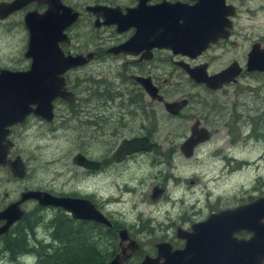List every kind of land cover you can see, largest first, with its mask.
<instances>
[{"label": "flooded vegetation", "instance_id": "flooded-vegetation-1", "mask_svg": "<svg viewBox=\"0 0 264 264\" xmlns=\"http://www.w3.org/2000/svg\"><path fill=\"white\" fill-rule=\"evenodd\" d=\"M58 1L60 3L56 11L58 22L54 21L57 23V31L54 30L52 34L47 35L51 42L49 45L51 52L38 48V74L42 79L49 81L61 80L63 83L61 91L64 96L57 95L51 99L49 119L28 113L22 122L3 127L5 132L0 133V160L3 162L0 163V169L14 182V186L12 195L7 192H4L3 196L0 194V210L10 203L19 201L20 195L30 190L44 191L57 197L87 200L110 223L108 226L91 220H82L100 226L102 232L98 238L105 243L108 242L107 230L110 235L113 234L112 240L116 249L111 250L113 252L109 260L119 251L117 231L124 229L126 235L135 241L137 248L123 263L138 264L144 256H155L159 245L170 252L183 249L185 239L181 235L190 231L192 224L204 221L209 214L230 210L256 197L264 196V188L254 189L250 194L230 202L209 205L202 213L186 218L180 215L176 221L167 222L157 221L155 217H151L145 221L155 222V225L144 226L140 221L137 228L133 224L125 226V222L113 219L105 209L109 203H115L118 199L112 194L115 192L113 189L109 195L102 196L94 190L91 192L87 189L56 191L46 186H27L24 182L29 172L30 161L27 154H24L25 149L18 144L17 138L21 133H27V128L33 125L42 129L44 134L54 135L56 137L54 141L57 140L59 144L62 137L60 130L67 128L71 131L69 136L72 137L71 143L68 144L73 147L67 162L74 169L73 174L78 173L80 178L90 179L92 176H107L111 171L121 169L127 172L136 168L139 173L145 169H155L150 174L145 188L140 191L143 194L147 193V199L154 209L161 200L169 201L174 207L176 204L172 203L174 198L170 197L171 193L181 190L182 178H186L175 174L174 171L171 172L168 167L161 171L160 165L172 162L176 157L175 150L184 160L203 157L197 156L196 153L201 151L202 147H206L213 137V132L222 127L229 135L227 147L232 146L235 135H238L236 123L239 117L235 114V102L228 101L230 100L228 91L241 79L264 75V70L246 69L247 55L252 46L256 44L258 49L264 47L263 35L250 36L238 25L244 12L241 7L248 0ZM47 8L46 0H30L0 18V23H5L8 30L20 27L23 42L21 57L24 61L20 66L0 64V69L9 71L29 69L31 59L24 56L28 44V27L24 17L32 11L41 14ZM246 8L252 11L249 7ZM247 13L249 14L248 11ZM72 14L74 18L59 28L61 16L67 19ZM33 15H29L27 23L38 20ZM187 28L201 36H205V32L220 35L213 41H208L197 53L183 51L186 46L183 40L187 38ZM237 46L244 47L241 59L236 58ZM55 63L62 67H51ZM233 66L235 73L229 72L227 81L222 82L219 87L210 88L203 82V78L229 70ZM35 106L30 105L32 108ZM259 108L260 106L251 107L252 110ZM245 120L248 127L246 137L254 136L257 139L258 134H251L250 128H260L264 125V113L248 116ZM164 127H170L180 133L167 132L162 136L160 130ZM191 129H204L207 138L195 144L190 155L185 156L181 151V144L191 134ZM135 138H144L148 144L153 143L154 146L148 150L126 153L120 159H115L118 145L124 140ZM177 139L179 140L176 141ZM164 145L173 146L175 150L169 148L163 155L160 151ZM92 146L99 147L97 153L93 152ZM76 154L96 163L95 167L93 164L89 168L77 165L74 161ZM210 155H219L226 161L230 158L219 148L211 150ZM260 156L262 157V154ZM59 157L58 155L57 159ZM142 162H146L147 165H141ZM9 163H12V166ZM171 167L174 168V165ZM18 169L21 170V175H14V171ZM138 178V182L133 180L123 182L121 187L117 186L118 192L132 193L137 189L136 186L140 188L144 180L140 174ZM193 182L194 179L186 180L190 187ZM210 189L211 185L202 188L209 193ZM179 200L177 206L182 211V197ZM27 203L32 204V210L26 209ZM18 207L22 210L20 217L9 224L5 233H0V259L4 255L7 256L2 252L3 240L12 241V238L22 236L25 243L38 247V243L50 242L51 229L46 224L51 218H55L58 213L71 218L69 213L61 208L38 205L34 199L21 200ZM47 211H52L53 214L41 223V216H47ZM30 220L32 222L34 220L32 228L22 229ZM262 221L264 223V217ZM4 223L5 221L0 219V226ZM42 224L47 227L45 228L47 233L41 231ZM155 229L160 231L155 232ZM132 231L141 235L146 233L152 237L147 248L134 238ZM14 233L19 236L14 237ZM231 236L238 240H247L250 234L238 230ZM201 237L208 240L199 245L201 264H231V258L226 253L230 250L229 244L216 243L220 239L219 236ZM102 253L108 254L107 246L103 247Z\"/></svg>", "mask_w": 264, "mask_h": 264}, {"label": "rangeland", "instance_id": "rangeland-1", "mask_svg": "<svg viewBox=\"0 0 264 264\" xmlns=\"http://www.w3.org/2000/svg\"><path fill=\"white\" fill-rule=\"evenodd\" d=\"M246 7H249L252 11L247 10ZM241 8L244 12L238 21L240 29L250 36L263 35L264 39V0H248ZM22 50L23 42L20 27L8 30L5 23H0V64L20 66L24 62L21 57ZM243 52L244 47L237 46L235 49L236 58L241 59ZM232 91H234V94H232ZM228 94L230 99L228 101L235 102V114L239 117L236 123V132L239 136L235 135L232 146L227 147L229 135L226 133V129L222 127L217 132H213V137H211L206 147H202L201 151L196 153L197 156H203L201 158L184 160V158H180L179 153L173 146L164 145L162 151H160L161 154L165 155L167 149H174L176 157L172 162L161 164L159 170L165 171L164 167H168L171 172L174 171L175 174L186 178H182V189L171 193L170 197L174 198L172 203L176 204L174 207L170 205L169 201L161 200L154 209V206L150 205L147 199V193H141L140 189L145 188L147 181L150 179V174L155 169H145L140 173L136 168H132L127 172H123L121 169L111 171L107 176H92L90 179H82L78 173L73 174L74 169L67 162L68 155L73 150V147L71 148L68 144L71 143L72 137L69 136L71 131L67 128L60 130L62 137L59 144L57 140L54 141L56 138L54 135L44 134L42 129L37 126L33 127V125L27 128V133H21L17 138L18 144L25 149L24 154H27L30 161L29 172L24 183L32 187L46 186L56 191H70L74 188L87 189L91 192L94 190L102 196L109 195L110 190L113 189L115 192L112 194L117 196L118 199L115 203H109L105 209L112 215L113 219L125 222V226L133 224L137 228L140 226V221L144 226L155 225V222L145 221L151 217L163 222L176 221L180 215L186 218L196 213H202L209 205L224 204L227 201L230 202L240 196L250 194L251 190L263 189L264 125H261L260 128H250L251 132L259 133H257V139L254 136L248 138L246 137V128L248 127L245 125V118L248 116L253 117L259 112L264 113V75H254L247 79H241L235 86L230 87ZM252 106H260V108L252 110ZM167 132L180 133L170 127H164L160 130L162 136ZM218 148L230 157L229 161L223 160L219 155H210L211 150L215 151ZM91 149L94 153H97L99 147L92 146ZM58 155L60 156L59 159H57ZM141 165L145 166L147 163L142 162ZM173 165L174 168L171 167ZM139 174L143 176L144 180L140 188L136 186L137 189L132 193L122 194L118 192L117 186L121 187L123 182L133 180L138 182ZM190 179H194L191 187L186 183V180ZM209 181L211 194L208 190H202V188L210 186ZM13 186L14 182L0 169V194L3 196L4 192H7L12 195ZM185 187L187 190L184 191L183 188ZM181 197L183 199L182 211L177 206ZM189 204L191 205L189 206ZM26 209L28 211L32 210V204L27 203ZM47 213V216H41V223L53 214L52 211H47ZM45 228L43 224L40 227L42 232L45 231ZM154 231L159 232L160 230L155 229ZM45 233L47 232L45 231ZM132 233L144 248L148 247L152 237L146 235V233L144 235L134 231ZM100 239L96 238L95 242L101 249L107 245V242L105 243L104 240ZM16 262L31 264L34 262V256L31 253H21L12 261L6 255L0 259V264H17Z\"/></svg>", "mask_w": 264, "mask_h": 264}, {"label": "water", "instance_id": "water-1", "mask_svg": "<svg viewBox=\"0 0 264 264\" xmlns=\"http://www.w3.org/2000/svg\"><path fill=\"white\" fill-rule=\"evenodd\" d=\"M28 1L30 0L0 2V18H3L9 12L21 7ZM46 3L48 8L43 13L36 14L32 11L24 17V21L28 27V44L24 56L30 57L31 59L29 69L27 71L0 69V133H2L4 126L22 122L28 113L49 119V103L51 99L57 95L64 96L61 91L63 85L61 80L49 81L42 79L38 74V48L51 52L49 48L51 42L47 38V35L52 34L54 30L57 31V23L55 22H58V15L56 11L60 3L58 0H46ZM29 15L36 16L39 21L35 19L27 23ZM73 18L74 14L69 15L67 19L61 16L59 28L64 25L63 23ZM187 29V38L183 40L186 46H184L183 51L197 53L204 48L208 41H213L216 36L220 35L205 32V36H201L194 30ZM263 49H258L256 44L252 46L247 55V70H264ZM56 66L59 68L62 67L57 63L51 67ZM235 71L233 66L229 70L203 78V82L207 87L217 88L222 82L227 81L229 72L233 74ZM31 104H35L36 106L32 108L30 107ZM206 138L207 132L204 129H191V134L181 144V151L185 156L190 155L192 147ZM152 146L154 144H148L144 138L124 140L118 145L115 151V155H117L115 159H120L126 153L148 150ZM74 161L77 165L85 168L91 167L92 164L94 167L96 165L93 161H88L79 154L74 156ZM0 163L3 162L0 160ZM9 165L12 166V163H9ZM14 175H21V170L14 171ZM24 199H34L38 205L42 206L59 207L69 213L71 218L74 219L91 220L110 226L109 221L104 219L101 213L87 200L57 197L44 191L30 190L23 192L20 195L19 201L10 203L4 209L0 210V219L5 221L0 226V233H5L9 224L20 217L22 210L19 209L18 203ZM263 217L264 196L256 197L248 203L236 206L230 210L211 213L204 221L192 224L190 231L184 232L181 235L185 239L183 249L170 252L164 246L159 245L155 256H144L138 264H201L202 260L199 261V245L208 241L201 237L204 235L219 236L220 239L216 243H227L231 246L230 250L226 251L231 258V264H261L262 260H264ZM238 230H244L249 233V238L247 240L233 238L231 234ZM117 235L119 251L106 264H124L123 262L137 248L135 241L126 235L124 229L118 230ZM222 237H229V239H223Z\"/></svg>", "mask_w": 264, "mask_h": 264}, {"label": "trees", "instance_id": "trees-1", "mask_svg": "<svg viewBox=\"0 0 264 264\" xmlns=\"http://www.w3.org/2000/svg\"><path fill=\"white\" fill-rule=\"evenodd\" d=\"M250 133L255 135L259 132L250 131ZM56 215L46 224L51 229L50 242L38 243V247H32L25 243L22 236L14 233L13 236L19 238H12V241L3 240L2 252L7 254L11 261L19 253H31L34 256L33 264H104L109 260L113 252L111 250L116 249L112 240L113 234L110 235L107 230L108 254L105 255L102 253L103 248L100 249L95 242L102 232L100 226L82 220L75 221L62 213ZM33 223L34 220L33 222L30 220L27 226H22V229H31Z\"/></svg>", "mask_w": 264, "mask_h": 264}, {"label": "clouds", "instance_id": "clouds-1", "mask_svg": "<svg viewBox=\"0 0 264 264\" xmlns=\"http://www.w3.org/2000/svg\"><path fill=\"white\" fill-rule=\"evenodd\" d=\"M262 264H264V260H262Z\"/></svg>", "mask_w": 264, "mask_h": 264}, {"label": "bare ground", "instance_id": "bare-ground-1", "mask_svg": "<svg viewBox=\"0 0 264 264\" xmlns=\"http://www.w3.org/2000/svg\"><path fill=\"white\" fill-rule=\"evenodd\" d=\"M17 264H20V263H18V262H16ZM31 264H33V263H31Z\"/></svg>", "mask_w": 264, "mask_h": 264}]
</instances>
